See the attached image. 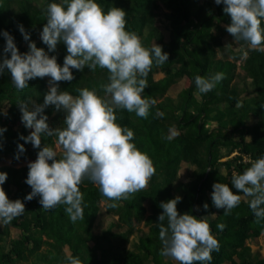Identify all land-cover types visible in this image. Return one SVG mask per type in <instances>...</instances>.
<instances>
[{
    "label": "trees",
    "instance_id": "trees-1",
    "mask_svg": "<svg viewBox=\"0 0 264 264\" xmlns=\"http://www.w3.org/2000/svg\"><path fill=\"white\" fill-rule=\"evenodd\" d=\"M195 1L97 0L105 12L112 7L125 10L126 30L136 32L145 48L150 49L153 46L152 40H155L169 54L168 61L162 65L166 75L155 79L154 73L161 66L153 65L147 77L148 87L142 95L156 100L148 118L137 117L127 110H116L117 123L134 131L135 139L132 142L150 157L156 172L145 189L128 200L118 202L103 197L98 186L85 179L79 185L83 193L84 219L72 223L65 212L66 206L60 205L51 211H44L39 196L31 201L25 199L32 191L25 183L28 165L20 168L0 165V172L8 174L2 187L9 199H20L25 204L22 216L0 228V264H68V257L78 258L81 264H176L160 254L162 242L157 223L158 216L163 212L160 203L178 196L174 188L185 154L189 155L195 169L192 180L184 185L185 190L180 196L182 199L177 204L178 212L181 215L189 213L197 218L207 216L212 234L219 241V250L211 253V261L197 264H227V261L230 264H264V257L254 259L250 246L245 243V240L257 238L264 232V219L257 222L249 207L250 198L237 193L242 197L241 203L229 215H224L223 209H217L211 198L214 183H226L234 193L237 192L231 184L232 175L242 174L251 166V162L264 157V53L249 47L245 53L241 66L252 79L250 83L253 94L243 97L234 82L238 76L237 60L241 58L242 51L233 52L235 60L218 59L217 55V50L222 47L225 26L230 24L231 19L224 13L223 4L217 5L215 0H206L202 4ZM53 2L59 3L61 0H0V33L8 31L14 37L21 54L29 51L30 42H35L49 56H56L57 62L63 66L67 55L66 46L60 42L55 51H49L39 35L46 24L47 5ZM159 3L168 10L171 26L168 41H164V35L156 25ZM21 24L30 34V41H25L21 34L18 27ZM5 44V38L0 35V60L4 55ZM173 66L177 68L173 69ZM72 71L75 79L59 82L61 91L78 95L76 89L88 88L95 89L98 95L104 93L102 86L108 83L107 70L97 68L91 71L85 67L83 71ZM217 73L223 74L222 80L211 91L202 93L203 98L200 100L196 95L199 90L195 77L199 75L207 78ZM184 77L189 79L188 85L179 93L178 105L169 97L157 101L175 80ZM46 78L30 80L29 87L18 92L7 70L0 75V110L6 107L10 118L8 125L0 124V127L7 128L0 136V160L5 156L17 160L18 145L22 144L20 137L25 130V126L21 129L15 126L22 116L18 104L24 101L29 108L34 102L43 104L44 95L48 91ZM157 111L163 114L162 117H156ZM214 113L218 114L217 118ZM44 114L48 116L47 122L51 129L63 126V110L57 111L51 105L44 110ZM253 115L260 120L248 124ZM213 119L218 121L217 126L206 131L204 124ZM171 120L182 131L184 141L167 138L170 135ZM54 141V137H42V147L46 144L54 148ZM24 147L26 151L20 153L18 160L27 157L37 159L40 149L28 145ZM225 148H229L231 153L239 150L241 154L220 162L221 150ZM243 155L250 156L253 161L245 162ZM224 168L231 171L225 175L222 171ZM147 200L149 213L146 214L144 203ZM99 202H105L106 210L118 215L119 222L127 225L128 233L110 227L95 233L94 223L100 210ZM114 202L118 203V207H110ZM205 203L209 205L207 210L203 208ZM141 222L148 226V231L135 227L136 223ZM218 224H224L225 228L221 231ZM13 225L21 228L20 236L9 237ZM130 233L138 237L134 248L123 247L117 253H108L105 245L111 238ZM89 241L93 243L89 244ZM64 247L69 249L68 256L64 253Z\"/></svg>",
    "mask_w": 264,
    "mask_h": 264
},
{
    "label": "clouds",
    "instance_id": "clouds-1",
    "mask_svg": "<svg viewBox=\"0 0 264 264\" xmlns=\"http://www.w3.org/2000/svg\"><path fill=\"white\" fill-rule=\"evenodd\" d=\"M215 3L223 4L224 13L231 19L225 26L227 33L236 42L243 41L250 49L264 53V0H215ZM126 24L125 10L112 7L105 12L97 0H61L48 4L41 39L49 51H55L60 42L66 46L63 66L56 56H49L35 42H30L29 51L21 54L14 37L6 30L0 33L6 40L0 75L7 70L18 92L28 88L30 80L50 78L43 104L34 102L31 108L24 101L18 104L21 122L32 130L20 139L40 149L37 159L28 163L25 183L32 191L25 199L31 201L39 196L44 211L66 206L65 212L72 223L84 219L79 185L85 179L97 185L103 197L118 202L145 189L156 172L150 157L132 142L134 131L117 123L116 110L148 118L156 100L142 95L148 87L147 77L153 65L159 67L168 61L169 54L157 43L150 49L145 48L136 32L126 30ZM18 27L25 41H30L23 25ZM85 67L91 71L107 70L108 83L102 86L107 98L98 95L95 89H76L78 95L60 90L59 82L75 79L73 69L83 71ZM222 78L221 73L207 78L197 75L195 84L199 92L207 93ZM51 105L57 111H64L62 127H49L44 110ZM0 112L7 115L6 110ZM162 115L156 112L157 118ZM6 131V127H0V136ZM42 137L55 138V145L63 150L59 158L53 147L46 144L42 147ZM167 138L172 139V135ZM25 151L24 144H19L15 158L18 160ZM7 178L6 172H0V224L3 225L25 212V204L20 199L10 200L2 187ZM231 184L237 192L226 183L213 184V205L229 215L241 203L242 197L237 193H243V197L250 198L249 207L257 222L264 219V207H261L264 205V157L251 162L242 174L234 173ZM181 199L176 196L159 205L163 209L157 223L162 242L160 254L176 264L211 261V253L219 250V241L212 234L207 216L181 215L177 209ZM115 202L110 207H118ZM208 207L207 203L203 205L205 210ZM217 227L222 231L225 225ZM67 260L68 264H81L75 257Z\"/></svg>",
    "mask_w": 264,
    "mask_h": 264
},
{
    "label": "rangeland",
    "instance_id": "rangeland-1",
    "mask_svg": "<svg viewBox=\"0 0 264 264\" xmlns=\"http://www.w3.org/2000/svg\"><path fill=\"white\" fill-rule=\"evenodd\" d=\"M204 1L206 0H196L195 2L198 4H202ZM160 8L157 10V22L156 25L159 27V29L161 30V32L164 35V41H168L170 40L171 37V26H170V20L169 17L167 16L168 10L161 4L159 3ZM43 29L40 30V37H41V32ZM216 31V30H215ZM152 44H156L155 40H152ZM158 44V43H157ZM222 47L221 49L217 50V55H218V59H229V60H235V55H233V52H237L239 50L242 51V56L240 59L237 60L238 63V76L235 79V83L238 85V87L241 90V95H243V97L245 96H249L253 94L252 91V86L250 81L252 80L251 78H249L245 72V70L242 68V63H243V59L245 56V53L248 49V45L245 42H236L234 40V38L227 33V31L225 30L222 41H221ZM176 66H173V69H176ZM166 75V71L165 68H163L162 66L157 68L156 72L154 73V78L155 79H160L162 77H164ZM47 81H49V77L46 78ZM188 78L184 77V78H180L178 80H175V82L166 90V92L163 94L164 96L162 97H158L157 101L160 102L163 99H165L166 97H169L173 100L174 104L178 105V102L180 101L179 98V93L185 89V87L188 85ZM48 85V84H47ZM49 87V85H48ZM196 95L198 96V98L201 100L203 98V95L201 92H197ZM101 97H105V93H102L100 95ZM107 98V97H105ZM223 106H221L222 108ZM6 110V107L3 109ZM215 117L217 118L218 114L214 113ZM257 121L260 120L259 117H256V115H253V118L248 121V124L253 123V121ZM8 125L10 123V118L6 115H4L2 112H0V124L2 123ZM171 127L169 129V134L172 135V138H176L177 140H185V137L182 133V131H180L175 122L171 120ZM218 121L216 119L213 120H209L204 124V129H206V131H208L210 128L214 127L215 125L217 126ZM17 128L21 129L24 124L21 121H17L16 125ZM32 130L31 129H27L25 128L24 131H22V136H28L30 134ZM174 133V135H173ZM22 144H24L25 146H29V147H33V145L31 143H26L24 140H22ZM54 149L57 151V156H61L62 155V148H58L56 145H54ZM240 151L236 150L234 152H230L229 148H225L223 150H221V160L220 162H226V160H229L233 157H238L240 155ZM36 159L33 157H27V159H20V160H16L13 161L12 160V156H5L0 160V165H10V166H14L17 168L20 167H26L28 165L29 162L35 161ZM248 162V161H247ZM195 166L194 164L191 162V158L189 157V155L185 154L183 155V160H181L180 166H179V171H178V182L174 188V192L176 195L181 196L182 193L184 192V185H186L187 183H189L192 180V172L194 171ZM223 173L226 175V173H228L229 171H231L230 169L228 170L227 168L222 169ZM99 212H98V217L94 223V231L95 233H101L103 230L108 229V227L117 230L119 232H125L128 233V227L125 224H122L119 222L118 220V215L113 213V212H109L108 210H106V206H105V202H99ZM146 209H147V213H149V202L148 200L145 201L144 203ZM3 227V224H0V228ZM135 227L137 229H142L143 231H148V226H146L144 224V222L141 223H136ZM21 228L16 227L15 225L11 226V232H10V236L9 237H18L21 235ZM137 235L134 233H130L127 234L126 236H123L121 234H118V236H114L113 238H111L110 242L105 245L106 249L108 250V253H117L119 252V250L123 247H127V248H134L135 244H136V240H137ZM92 241H89V244H92ZM245 243H247L250 246V250L252 252V256L254 257V259H258L261 257H264V232L257 238H249L247 240H245ZM65 255H69V249H67L66 247L63 248ZM112 255V254H111ZM236 259H239L238 256H235ZM171 259V258H170ZM174 261V260H173ZM176 262V261H174ZM227 264H230V261H227Z\"/></svg>",
    "mask_w": 264,
    "mask_h": 264
},
{
    "label": "built area",
    "instance_id": "built-area-1",
    "mask_svg": "<svg viewBox=\"0 0 264 264\" xmlns=\"http://www.w3.org/2000/svg\"><path fill=\"white\" fill-rule=\"evenodd\" d=\"M243 160L246 161H253L252 158L248 155H243Z\"/></svg>",
    "mask_w": 264,
    "mask_h": 264
}]
</instances>
